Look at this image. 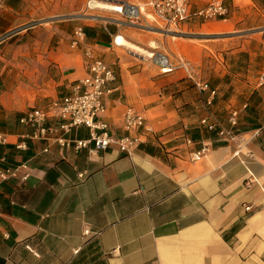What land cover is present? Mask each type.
Listing matches in <instances>:
<instances>
[{
	"label": "crops",
	"instance_id": "0c3cea01",
	"mask_svg": "<svg viewBox=\"0 0 264 264\" xmlns=\"http://www.w3.org/2000/svg\"><path fill=\"white\" fill-rule=\"evenodd\" d=\"M206 2L193 0V7ZM23 5L6 0L0 8V132L11 143L31 131L19 122L27 109L48 111L46 125L60 122L50 106L87 74V48L116 76L100 117L114 138L125 134L128 107L144 115L150 130L131 155L115 144L96 154L56 144L44 152L45 141L28 139L24 150L2 146L5 165L24 163L29 176L0 184V264H264V85L257 83L264 71V0L225 1L224 21L258 20L250 27L259 28L253 37L261 47L215 62L204 47L182 42L170 70L126 47L161 45L145 32L159 27L153 22L110 12L32 25ZM78 27L83 37L73 47ZM179 58L216 90L211 105L208 92L175 67ZM231 109H240L235 142L199 122L205 116L225 122ZM70 136L87 138L88 129ZM204 146L208 152L190 160Z\"/></svg>",
	"mask_w": 264,
	"mask_h": 264
},
{
	"label": "built area",
	"instance_id": "2783aa9c",
	"mask_svg": "<svg viewBox=\"0 0 264 264\" xmlns=\"http://www.w3.org/2000/svg\"><path fill=\"white\" fill-rule=\"evenodd\" d=\"M225 1L207 0L205 5L194 8L193 0H140L139 4H131L124 0H88L86 7L100 8L142 19L146 23L153 22L168 33L175 31L183 22L192 19L200 22L226 20L228 9ZM145 27L154 28L152 25ZM14 31L16 30L10 32ZM82 37V29L78 27L74 31L71 45L76 47ZM84 55L87 74L74 83L70 94L60 101H54L50 106L51 112L60 119L58 124L46 125L45 121L49 112L32 107L25 110L19 117V122L31 129L29 133L22 136L21 140L11 143L8 134L0 132V184L11 178L26 181L29 176L24 163L15 166L5 165L6 155L1 151V147L7 144H13L16 149L24 150L27 148V139L45 141L47 145L43 148L44 152L49 150L51 144H56L67 150L72 149L74 152L86 149L90 154H96L107 149L111 144H115L121 151L131 155L143 142L144 133L142 131L150 129L146 126L142 113L131 107L126 109L121 118L125 134L118 138H114L110 123L100 118L106 112L105 97L111 91L109 84L115 80L116 76L114 71L102 59L95 57L90 49L87 48ZM147 57L156 60L163 69L168 66L172 68V64L163 54L151 52V55ZM175 67L184 69L187 77L199 91L208 92L205 103L211 105L216 90L210 88L207 82L196 78L187 61L179 58ZM257 83L264 85V71L259 74ZM246 107V104L242 105V109ZM239 112L240 109L229 110L225 122L210 120L206 116L202 117L199 122L208 132H214L219 137L235 142L241 134L238 126ZM80 126L88 129V137H71L72 130ZM207 152L206 146L199 151L191 152L190 160H196ZM85 232L87 233V230Z\"/></svg>",
	"mask_w": 264,
	"mask_h": 264
},
{
	"label": "rangeland",
	"instance_id": "374dc122",
	"mask_svg": "<svg viewBox=\"0 0 264 264\" xmlns=\"http://www.w3.org/2000/svg\"><path fill=\"white\" fill-rule=\"evenodd\" d=\"M87 1L88 0H23L24 5L20 8V11H25L27 16L26 19L29 20L28 24L32 25L70 16L96 19L101 15L109 16L112 14L110 11L107 12V10L100 8H87ZM130 1L132 2L135 0ZM5 2L6 0H0V8ZM253 18L254 16L250 17L246 25H238L231 21L224 20H210L196 27H192L191 25L179 26L175 31L168 33L163 30L154 31L150 28H146L145 32L162 40L161 45L155 44L153 49L148 50L155 53H162L167 57L170 64H173L171 55L177 51L176 47L182 42L194 43L204 47L208 54H210L208 59H212L215 62L222 61L226 58H232L242 54L243 51H241V49L255 50L258 44L260 47L262 46L260 40L253 37L254 34H258L257 32H259V28L250 27L251 24L255 25L258 22V20L255 21ZM246 19H248V16ZM133 20L147 25L142 19L133 18ZM26 27L27 26L23 25L14 30L18 31ZM154 27L158 30L161 29L157 26ZM182 34H185V36ZM128 45L127 43L126 47L128 50L134 52ZM232 50L237 51L231 53ZM241 60L242 58L239 57V66L241 65ZM165 69L170 70L171 66Z\"/></svg>",
	"mask_w": 264,
	"mask_h": 264
},
{
	"label": "bare ground",
	"instance_id": "6f19581e",
	"mask_svg": "<svg viewBox=\"0 0 264 264\" xmlns=\"http://www.w3.org/2000/svg\"><path fill=\"white\" fill-rule=\"evenodd\" d=\"M113 6V5H112ZM117 42L119 43V44H125V41L122 39V37H120V36H118L117 37ZM131 48L135 51V52H139L140 54H144V55H151V52L150 51H146V50H144V48L143 49H141V48H139V47H137V46H134V45H131ZM166 68V67H165ZM164 68V69H165Z\"/></svg>",
	"mask_w": 264,
	"mask_h": 264
},
{
	"label": "water",
	"instance_id": "95a60500",
	"mask_svg": "<svg viewBox=\"0 0 264 264\" xmlns=\"http://www.w3.org/2000/svg\"><path fill=\"white\" fill-rule=\"evenodd\" d=\"M182 35H184L185 36V34H182ZM187 36V35H186Z\"/></svg>",
	"mask_w": 264,
	"mask_h": 264
}]
</instances>
